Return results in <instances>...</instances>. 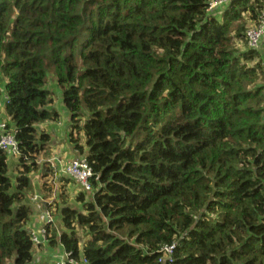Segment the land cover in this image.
I'll return each instance as SVG.
<instances>
[{
	"label": "trees",
	"instance_id": "1",
	"mask_svg": "<svg viewBox=\"0 0 264 264\" xmlns=\"http://www.w3.org/2000/svg\"><path fill=\"white\" fill-rule=\"evenodd\" d=\"M210 1L0 0V119L19 151L0 150V264H38L28 194L39 173L51 196L38 159L59 120L47 74L92 171L76 204L69 176L62 204L45 203L49 248L85 264H264V40L245 35L264 0Z\"/></svg>",
	"mask_w": 264,
	"mask_h": 264
},
{
	"label": "built area",
	"instance_id": "2",
	"mask_svg": "<svg viewBox=\"0 0 264 264\" xmlns=\"http://www.w3.org/2000/svg\"><path fill=\"white\" fill-rule=\"evenodd\" d=\"M228 1L229 0H211L207 10L209 11L216 6ZM258 19V23L245 33L247 46L252 49H257L261 40L264 39V12L259 15ZM0 150L9 156H16L19 153L13 131L12 129L8 128L6 122L2 119L0 120ZM62 171L65 175L71 177V179L81 190L88 192L91 191L89 180L90 177H92V171L84 157L79 156L67 161L62 167ZM31 202L33 203L35 210L38 211V219L41 222L38 232L31 233V240L34 244H39L47 237L48 231L46 226L53 225L55 221L50 214V210L45 206V203L47 202H45V200L40 195H34L31 198ZM161 251L163 256L160 257V262L165 258L171 260L173 246H164L161 248ZM65 256V260L59 262L58 264H85L83 261L77 263L72 259H68L66 254Z\"/></svg>",
	"mask_w": 264,
	"mask_h": 264
},
{
	"label": "rangeland",
	"instance_id": "3",
	"mask_svg": "<svg viewBox=\"0 0 264 264\" xmlns=\"http://www.w3.org/2000/svg\"><path fill=\"white\" fill-rule=\"evenodd\" d=\"M248 24H247V30H249L250 28H252L255 25V24L253 25L252 22L249 25ZM263 40L264 39L261 40L260 44L262 43ZM260 80L263 81L264 79H260ZM55 85H56V83H55V80L53 78V74H47V87H49V89H51L52 92L55 94L54 107H55V109L57 110V112L59 114V120L54 121L53 123H48V122L47 123H43V125L46 126V128L48 130H46L45 127H44V129L51 134L52 138H51L50 145L47 148L46 152H44L43 156L39 157V159H38V161L40 163L41 162H47V163L49 162L48 164H50V167L53 169L52 170L53 171V177L52 178H53V180L55 179V181L54 182L51 181V186H52L51 196L49 194H46L47 195V198H46L47 200H46V199H44V194L45 193L44 192L42 193V191L40 190L41 183H40V181L38 179L39 173H33L31 175V178H32V189H31V191L28 194L29 198H32L34 195H40L44 200H46V202H50L49 205H51L52 202L54 201V195L55 194L56 195L61 194V186H60L61 183H60L59 180H60L61 176L65 175L63 173V171H62V167L67 162V160L65 159L63 154H61L62 155L61 158H59V157H57V156H55L53 154L54 151H55V150L53 151V149L56 148V145H53V143H54V140L60 141L62 139H66V141L68 142V139H67L68 131H66V129L68 130V127H69V114L66 111V109L64 108L63 104L61 103V100H60L61 91H60V89L58 87H55ZM52 124L56 125L57 129H54L55 127H53ZM70 147H71V145L69 144V148ZM69 148H67L68 151L66 153L71 151V150H69ZM72 151H75V150L72 148ZM75 155L76 156L74 158L82 156V155H78L77 153ZM12 162L9 159V163H11V169H10V171L12 172L11 176L13 177L14 163H12ZM57 169H58V171H57ZM65 176H67V175H65ZM34 181H35L36 184L34 183ZM52 182H53V184H52ZM76 186L77 185L74 184L73 189H72V191L74 193V195L72 196V202H71L72 204H76L74 202L75 201V196H76V194L78 193V190H79V188H77ZM71 187H70V185L67 186V188H71ZM67 191H69V190H67ZM50 214H51L52 218L54 219V216H53L51 211H50Z\"/></svg>",
	"mask_w": 264,
	"mask_h": 264
},
{
	"label": "crops",
	"instance_id": "4",
	"mask_svg": "<svg viewBox=\"0 0 264 264\" xmlns=\"http://www.w3.org/2000/svg\"><path fill=\"white\" fill-rule=\"evenodd\" d=\"M0 111L2 112V108L0 109ZM54 129H57V127H55ZM66 131H67V129H66ZM53 145H56V148L53 149V151L55 150L53 154L59 158H61L62 157L61 154H63L65 159L67 161H69L76 156L75 155L76 151H72L71 147L69 148V144L66 141V139H62L60 141L54 140ZM67 148H69V150H71L68 153H66L68 151ZM57 171H58V169H57ZM63 176H65V175H63ZM54 181H55V179L53 180V182ZM34 183H35V181H34ZM72 189H73V186L71 188L65 187V191L69 190L66 193L67 194V200H68L69 204H72L71 203L72 202V196L74 195ZM55 198L57 200L56 202H58L59 204H62V202H61L62 200L59 201V194L58 195L55 194ZM30 200H31V198H30ZM46 200H45V202H46ZM47 203L49 204L50 202H47ZM30 206L32 208V215L30 217V221L28 223V226H29L30 231L32 233H36V232H38V229L41 226V222L38 219V211L35 210L32 202H30ZM48 209L51 212H52V210H54L53 206H51V208L49 207ZM54 221H55V223H57L55 218H54ZM37 246H40V248H38L37 250L34 251V258L38 264L47 263V262L57 264L58 262L64 261L66 258L65 253L61 247H57L54 249L49 248L45 241H41Z\"/></svg>",
	"mask_w": 264,
	"mask_h": 264
}]
</instances>
